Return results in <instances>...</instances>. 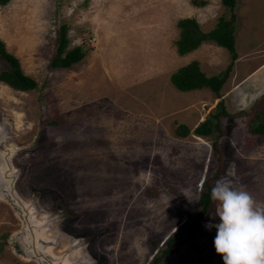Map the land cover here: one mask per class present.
Returning a JSON list of instances; mask_svg holds the SVG:
<instances>
[{
    "label": "rangeland",
    "instance_id": "374dc122",
    "mask_svg": "<svg viewBox=\"0 0 264 264\" xmlns=\"http://www.w3.org/2000/svg\"><path fill=\"white\" fill-rule=\"evenodd\" d=\"M237 58L217 94L209 87L182 91L170 80L192 59L208 74L230 61L226 47L203 40L181 55L176 20L194 16L203 30L231 11L220 0H9L0 4V38L24 73L37 81L19 90L0 80V109L16 140L28 144L14 162L22 167L19 191L36 196L48 212L62 211L55 229L62 248L78 238L92 264H152L163 240L180 228L198 203L202 181L219 149L221 172L264 204V134L249 123L264 105V0H236ZM62 23L65 50L87 54L69 67H50ZM9 64L0 59V69ZM227 114L220 133L193 128L217 110ZM189 127L176 135V124ZM215 163V162H214ZM215 206L198 227L158 264H224L211 231ZM206 224L213 227L206 228ZM19 221L0 201V252ZM57 233V232H56ZM4 254V253H3Z\"/></svg>",
    "mask_w": 264,
    "mask_h": 264
},
{
    "label": "trees",
    "instance_id": "16d2710c",
    "mask_svg": "<svg viewBox=\"0 0 264 264\" xmlns=\"http://www.w3.org/2000/svg\"><path fill=\"white\" fill-rule=\"evenodd\" d=\"M8 1L9 0H0V4H6ZM191 2L199 6L204 5L206 0H191ZM221 3L231 11L230 18L226 19L223 15H219L215 25L211 29L203 30L194 16L177 18L176 25L179 32L178 37L175 39V45L177 52L183 55L195 49L203 40H213L218 45L227 48L230 61L224 69L208 75L200 68L197 59H192L178 66L171 72L170 80L179 90L188 91L207 86L218 96V90L233 67L234 61L238 56L233 35L236 0H221ZM67 29L68 26L65 23H62L59 27L56 50L50 60V67L52 68L69 67L73 63L80 61L88 52V47L84 44H77L65 50L68 43ZM0 54L5 57L11 65L9 69L3 70L0 73V80L19 90L33 89L37 85V81L33 77L23 72L18 58L5 49L4 42L1 38ZM215 107L217 110L210 113L193 128V132L196 135H209L213 130L220 133L219 118L221 115L227 114V111L224 108L222 99L216 103ZM249 126L253 132L264 134V105L251 117ZM174 132L176 135L185 136L189 132V127L186 124L178 123L174 128ZM212 148L216 154L215 163L212 162L208 176L202 181V188L196 208L190 212L186 222L168 235L160 246L156 242V239L152 240L155 248L160 251L159 254L153 257L152 264H158L164 255L171 253L187 234H190L193 229L198 227L199 220L214 206L210 199V193L212 187L215 185L214 180L220 175L221 161L219 158L220 151L215 140L212 141ZM211 233L212 237L215 238V227Z\"/></svg>",
    "mask_w": 264,
    "mask_h": 264
},
{
    "label": "water",
    "instance_id": "95a60500",
    "mask_svg": "<svg viewBox=\"0 0 264 264\" xmlns=\"http://www.w3.org/2000/svg\"><path fill=\"white\" fill-rule=\"evenodd\" d=\"M26 146L16 140L9 119L0 109V201L10 206L19 221L18 227L6 233L4 246L21 260L37 264H92L93 258L81 251L78 238L66 248L60 247L63 234L55 229V221L62 217V211L48 212L36 196L25 197L19 191L22 167L14 158Z\"/></svg>",
    "mask_w": 264,
    "mask_h": 264
},
{
    "label": "clouds",
    "instance_id": "9594fccd",
    "mask_svg": "<svg viewBox=\"0 0 264 264\" xmlns=\"http://www.w3.org/2000/svg\"><path fill=\"white\" fill-rule=\"evenodd\" d=\"M210 199L219 217L213 243L224 264H264V204L227 177L215 183Z\"/></svg>",
    "mask_w": 264,
    "mask_h": 264
},
{
    "label": "crops",
    "instance_id": "0c3cea01",
    "mask_svg": "<svg viewBox=\"0 0 264 264\" xmlns=\"http://www.w3.org/2000/svg\"><path fill=\"white\" fill-rule=\"evenodd\" d=\"M190 2H191V0H190ZM191 4H193V3L191 2ZM193 6H196V5L193 4ZM186 16H190V15H186ZM180 17H183V16H180ZM0 264H18V263L15 262L14 260H12V258H10V256L8 254H5V252H0Z\"/></svg>",
    "mask_w": 264,
    "mask_h": 264
},
{
    "label": "flooded vegetation",
    "instance_id": "af4514ba",
    "mask_svg": "<svg viewBox=\"0 0 264 264\" xmlns=\"http://www.w3.org/2000/svg\"><path fill=\"white\" fill-rule=\"evenodd\" d=\"M0 59H2L5 63L9 64V67H3L2 69H0V73H1L3 70L9 69L11 65L9 61L5 57H3L1 54H0Z\"/></svg>",
    "mask_w": 264,
    "mask_h": 264
}]
</instances>
